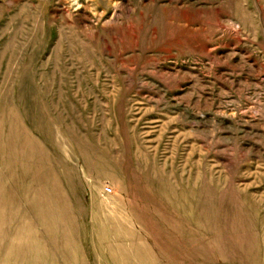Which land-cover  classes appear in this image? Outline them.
<instances>
[{
  "label": "rangeland",
  "instance_id": "obj_1",
  "mask_svg": "<svg viewBox=\"0 0 264 264\" xmlns=\"http://www.w3.org/2000/svg\"><path fill=\"white\" fill-rule=\"evenodd\" d=\"M0 264H264V0H0Z\"/></svg>",
  "mask_w": 264,
  "mask_h": 264
},
{
  "label": "bare ground",
  "instance_id": "obj_2",
  "mask_svg": "<svg viewBox=\"0 0 264 264\" xmlns=\"http://www.w3.org/2000/svg\"><path fill=\"white\" fill-rule=\"evenodd\" d=\"M88 161H89V159H88ZM90 163V162H89ZM49 165V164H48ZM51 165V164H50ZM54 165V164H53ZM87 165V164H86ZM93 167V166H92ZM53 168V167H52ZM55 172V171H54ZM56 174V173H55ZM96 174V173H95ZM51 178V177H50ZM72 180V179H71ZM38 183L40 184V186H39V189H38V191H36V193H35V198H33L32 200H33V204H34V206H35V208H34V210H35V213H36V215H37V217H38V221H39V223H40V225L41 226H43V228L46 226V231H47V233H49L53 238H54V236L56 235V231H58V229H57V223H53V222H51L50 223V225L48 226V222H49V220L47 219V217H51L52 219H53V217H55V216H57V218L60 216V211H59V208H58V206H57V204H56V201H55V199L53 198V199H49V198H44V194H45V192H46V187L44 186V185H49V183L47 184L46 183V181L45 180H43V178L42 177H39V180H38ZM66 183H67V181H66ZM60 184H62L61 182H60ZM50 185H53V186H55L56 185V183H53V182H50ZM69 185V184H68ZM73 187L71 186V189H72ZM49 190V189H48ZM73 190H74V188H73ZM72 190V191H73ZM50 191V190H49ZM73 192H75V190L73 191ZM53 196H54V194H53ZM94 198V197H93ZM104 199V198H103ZM77 201L76 202H79L78 200L79 199H76ZM111 200V199H110ZM97 201V200H96ZM112 201V200H111ZM60 202H61V200H60ZM102 202V201H101ZM95 203V202H94ZM78 204H80V203H78ZM53 205V206H52ZM91 206V205H90ZM111 206V205H110ZM102 207V206H101ZM100 207V208H101ZM99 208V209H100ZM108 208V207H107ZM84 209V208H83ZM100 210H102V209H100ZM103 210H104V208H103ZM117 210V209H116ZM108 211H109V209H108ZM97 212V211H96ZM82 214V213H81ZM98 214V213H97ZM96 214V215H97ZM102 214H103V211H102ZM85 215V214H84ZM98 216V215H97ZM102 217H104V216H102ZM106 220V219H105ZM100 221V220H99ZM116 222V221H115ZM109 225V224H108ZM59 227V226H58ZM100 230H101V228H100ZM103 230V229H102ZM106 231V230H105ZM99 232V231H98ZM101 233V232H100ZM102 233H104V231L102 232ZM106 234V233H105ZM109 234H110V232H109ZM102 236V235H101ZM108 237V236H107ZM102 238V237H101ZM106 238V237H105ZM114 251V250H113Z\"/></svg>",
  "mask_w": 264,
  "mask_h": 264
}]
</instances>
